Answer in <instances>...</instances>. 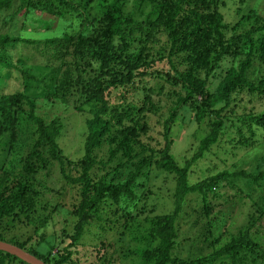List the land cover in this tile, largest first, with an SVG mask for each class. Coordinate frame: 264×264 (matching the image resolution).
Returning <instances> with one entry per match:
<instances>
[{"label": "trees", "instance_id": "obj_1", "mask_svg": "<svg viewBox=\"0 0 264 264\" xmlns=\"http://www.w3.org/2000/svg\"><path fill=\"white\" fill-rule=\"evenodd\" d=\"M238 1L249 6L257 0ZM225 4V0H0L3 22L0 85L9 77L11 67L24 85L19 92L0 90L1 241L16 245L48 264H72L71 247L77 244L92 219L98 217L100 203L123 202L126 207L122 216L134 219L145 208L137 207L140 199L151 193L146 190V181H150L152 174L158 177L165 172L175 180L174 209L171 213L144 217L149 229L136 225L133 230L130 226L128 237L140 242L138 250L132 253L139 258L135 264H190L172 257L177 215L184 196L198 193L203 201L200 213L209 219L208 195H217L224 186L235 188L230 184L235 178H241L242 185L251 192L254 186L261 190L264 170H223L194 184L188 183L191 165L219 141L226 117L234 114L236 118L231 123L239 136L230 139L233 147L247 142L245 131L255 140L258 134L264 141V108L236 111L242 94L247 103L264 99V16L257 12L256 6L246 7L247 11L239 7V19L228 23L221 11ZM14 47L28 59L41 55L37 68H42L32 72L30 66L24 67L27 61L23 57L13 64L9 49ZM163 61L167 69H158L155 65ZM48 68L52 69L49 73ZM147 76L155 81V86L143 85L144 96L129 99L131 92L139 90L138 82ZM46 77L53 88L44 99L66 102L72 96L75 108L89 113L85 120L84 157L76 159L74 167L80 173L75 176L66 173L64 167L67 158L58 145L60 121L57 117L44 118L38 111L40 95L28 93L30 87ZM215 78L218 81L213 84ZM115 89L119 91L117 102L110 96ZM153 90L160 93L166 90V96L173 98L167 116L159 122L165 141L161 148L148 143L152 135L145 139L151 130L148 115L159 109L149 94ZM181 110L193 112L196 122L209 120L207 134L183 164L169 152L170 131ZM47 146L49 160L59 166V173L81 187L80 198L73 204L72 215L76 220L70 227H63L60 235L54 233L50 238L39 231L61 206L51 205V210H47L38 207L33 199L34 193L38 194L34 174L40 166L47 165L32 160L38 159ZM101 148L108 152L107 161L96 157ZM146 149L150 152L146 153ZM10 155L21 162L14 177L7 175L3 161ZM261 160L258 163L263 164L264 158ZM112 161L116 165L113 175L117 179L120 170L121 179L106 180L111 175L109 171L95 177V170L105 169ZM138 187L145 192L137 193ZM241 187H236L240 198L245 194ZM251 192L245 196L251 197ZM252 206H256L250 218L253 229L241 228L238 235L212 253L190 259L191 264H264V249L255 228L264 217V206L257 202ZM226 218L217 215L211 221L222 222L220 226L216 224L217 232ZM211 223L207 225L212 227ZM19 232L26 234L25 239L18 238ZM34 233L39 239L30 245ZM204 238L210 242L217 240L213 232ZM98 258L100 264H111V257ZM0 264L28 263L0 250Z\"/></svg>", "mask_w": 264, "mask_h": 264}, {"label": "rangeland", "instance_id": "obj_2", "mask_svg": "<svg viewBox=\"0 0 264 264\" xmlns=\"http://www.w3.org/2000/svg\"><path fill=\"white\" fill-rule=\"evenodd\" d=\"M225 1L226 4L221 7V11L225 21L228 23H234L239 19V13H237L239 7H243V10L247 11L248 8L246 9V7L252 8L256 6L257 12H259L261 16H264V0L253 1L249 6L240 4L238 0ZM43 17L45 19L49 16ZM7 26L6 23L5 28ZM2 27L3 22L0 19V29ZM246 27H248V25ZM243 28L242 26L241 29ZM9 53L12 56L11 60L13 64H15L17 59L23 57L27 61L24 67L30 66L32 72L36 73L42 68H37L42 59L39 54H36L35 58L31 57L28 59L20 53V49L17 47L10 48ZM155 66L158 69H167L168 67L165 61L157 63ZM47 70L49 73L52 69L48 68L46 71ZM8 73L9 77H6L4 81H2L3 83L0 85V90L10 93L23 91L24 85L21 80H17L16 76L18 74L15 68H9ZM39 76H41V74H39ZM143 81L141 83L138 82L140 87L139 90L131 92L129 99L143 97L145 93V89H142L143 85L146 87L155 86V81L150 79L149 76L145 77ZM217 81L218 80L215 78L213 84H216ZM49 83L50 80L46 77L45 80L38 84H34V87H30L28 93L30 95H40V98L37 99L38 111L44 118L50 120L53 117H57L60 121L62 130L58 139V145L61 152L67 158V163L64 165L66 173L75 176L77 175L76 173H80V171L74 167V165H76V159L84 157L85 120L89 117V113L87 111H78L75 108L72 96L69 97L70 100L66 102H60L59 100L50 102L44 99L43 96L47 95L53 88L51 83ZM210 86L213 87V85ZM149 94L152 95L151 100L158 105L159 109L157 113L151 112L148 115V123L151 130L146 134L145 139L152 135L151 139H147L148 143L154 148H161L165 141L161 134L162 126L159 122L167 116V107L171 105L173 98L166 96V90L161 93L153 90V92L149 91ZM110 96L114 102H117L119 100L118 89L112 90ZM198 98H200V96H198ZM231 107L233 106L231 105ZM250 108H255V110L264 108V99L261 102L259 99L258 101L253 100L252 103H247L246 96L242 94L239 107H237L236 111L241 113L244 109L247 110ZM225 115H227L226 112ZM178 116V121L172 126L170 131L169 137L172 139V143L169 146V152L173 154L179 164H183L186 159L192 156L199 141L207 134L209 120L205 118L196 122L193 112L183 110L178 113ZM235 119L234 114L229 118L226 117V119H223V127L220 131L219 141L203 158L195 161L191 165L188 174V183L190 185L223 170L235 171L243 169L250 172L264 170V163H258V160L264 158V141L262 142V140L258 138V134L257 140H255L249 132L245 131L244 134L246 135L247 142L243 145L236 146V148L233 147V144L229 143V141H231L230 139H237L239 136L231 123L232 121L234 122ZM47 149L48 146L46 150L43 149L41 151V156L38 159L34 157V160H32V162L35 163L41 161L39 165L42 162L47 165L46 168L40 166L38 172L34 174L36 177L34 187L38 189V194L34 193L35 197L33 199L37 200L38 207H47V210H51V205L61 206L59 212L54 213L52 220L50 219L47 225L39 231L44 237L50 238L54 233L60 235L59 232L63 227H70L76 220L75 216L72 215L73 204L77 203L80 198L79 193L81 187L80 185L72 184L59 173V166L55 165V161L52 163L50 162ZM149 152L150 151L146 149V153ZM97 156L107 161L108 152L105 148H101L100 151L96 152V157ZM3 161L6 166L7 175L9 177H14L20 168L21 162L19 159H14V157L10 155L5 157ZM105 167V169L99 167L95 170V177L99 178L105 175L106 171H109L111 175L108 176L106 180L118 181V179H121L122 174L120 170L116 173L117 179L113 175V171L116 169L114 161L110 162ZM36 180H38L39 183H36ZM242 183L243 180L241 178H235V181L230 183L234 185L235 188L232 189L229 186H224L218 190L217 195H208L207 199L211 209L209 219L205 217L203 213H200L203 201H201L198 193H188L184 196L181 210L177 215V236L174 240L175 245L172 250V257L177 258L178 261H188V263L190 262L191 264L190 259L208 255L212 253L214 249L229 241L233 236L238 235L241 230L254 228V224L251 223L250 218L256 206H252V203L257 202L259 206H264V184L261 190L254 186L251 192L247 187L243 186ZM146 185V190H151V193L147 192V198L140 199L137 207L140 208L145 206V208L139 213V216H134V219L128 218V216H122V209L126 207L123 202L110 200L104 201L98 205V217L92 219L85 227L77 244L71 247L72 264H100L101 261H99L98 258L100 255L111 257V264H135L139 261V258H137L132 251L136 252L138 250L140 242L130 240V237H128V229L132 226L131 229L134 230L136 225L142 226V228H148L150 224L144 221V217L149 218L154 217L156 214L171 213L175 206L172 196L175 188V180L172 175L163 172L160 173L158 177H154L152 174L150 181H146ZM237 186H242L241 188L245 191V194L251 192L252 198L249 195L245 196V194L240 198L236 190ZM143 191L145 192L144 188L138 187L137 193H143ZM127 207H130L128 203ZM64 210L68 213H65ZM217 215L222 219L228 216L224 225L218 232V226H216V224L220 226L222 222L218 221L216 224L211 223V221L215 220ZM209 222L212 227L207 225ZM255 228L258 230L260 246L264 249V217L256 223ZM210 232L214 233L217 240H212L210 242V240L204 238L210 235ZM17 234H19L18 238L20 239H25L26 237V234H21V232ZM217 234L219 235L218 238ZM38 239L39 235L34 233L32 240L28 244H35ZM109 244L113 246H109ZM41 247L44 248L45 244L43 243Z\"/></svg>", "mask_w": 264, "mask_h": 264}, {"label": "water", "instance_id": "obj_3", "mask_svg": "<svg viewBox=\"0 0 264 264\" xmlns=\"http://www.w3.org/2000/svg\"><path fill=\"white\" fill-rule=\"evenodd\" d=\"M0 250L6 251L14 255L28 264H48L43 260L37 258L36 256L32 255L31 253L23 250L22 248L1 240H0Z\"/></svg>", "mask_w": 264, "mask_h": 264}]
</instances>
